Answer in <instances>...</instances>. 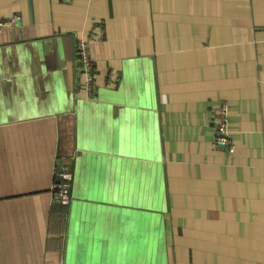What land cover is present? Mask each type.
<instances>
[{"label": "crops", "instance_id": "1", "mask_svg": "<svg viewBox=\"0 0 264 264\" xmlns=\"http://www.w3.org/2000/svg\"><path fill=\"white\" fill-rule=\"evenodd\" d=\"M14 14L0 264H264V0H0V21ZM221 102L232 152L214 143Z\"/></svg>", "mask_w": 264, "mask_h": 264}, {"label": "built area", "instance_id": "2", "mask_svg": "<svg viewBox=\"0 0 264 264\" xmlns=\"http://www.w3.org/2000/svg\"><path fill=\"white\" fill-rule=\"evenodd\" d=\"M67 1V0H63ZM19 15L14 14L11 18L0 21V29L14 20L19 19ZM97 37H101L97 36ZM92 38H80L76 43L77 61L84 74L83 88L89 96L94 93V60L91 55ZM228 104L221 102L216 110V122L214 143L224 146L228 151H234V143L229 130ZM57 182L54 184L52 191L54 200L62 206H68L72 200V185L74 180L73 161L70 156L62 157L57 171Z\"/></svg>", "mask_w": 264, "mask_h": 264}, {"label": "water", "instance_id": "3", "mask_svg": "<svg viewBox=\"0 0 264 264\" xmlns=\"http://www.w3.org/2000/svg\"><path fill=\"white\" fill-rule=\"evenodd\" d=\"M73 141V140H72ZM64 156H73V150H70L69 152H67V154H63Z\"/></svg>", "mask_w": 264, "mask_h": 264}, {"label": "trees", "instance_id": "4", "mask_svg": "<svg viewBox=\"0 0 264 264\" xmlns=\"http://www.w3.org/2000/svg\"><path fill=\"white\" fill-rule=\"evenodd\" d=\"M76 55H77V53H76ZM65 207V206H64Z\"/></svg>", "mask_w": 264, "mask_h": 264}]
</instances>
